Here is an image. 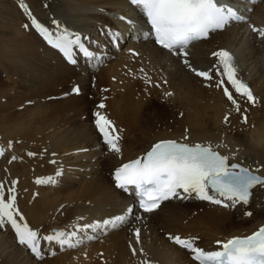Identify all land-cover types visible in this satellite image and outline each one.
<instances>
[{
  "label": "bare ground",
  "instance_id": "obj_1",
  "mask_svg": "<svg viewBox=\"0 0 264 264\" xmlns=\"http://www.w3.org/2000/svg\"><path fill=\"white\" fill-rule=\"evenodd\" d=\"M21 4L27 6L31 15ZM128 15L137 22L135 29L127 20L120 19ZM33 17L54 32L56 28L52 21L56 20L71 32L79 33L86 46L97 52V58L89 62L77 54V64H68L32 26ZM250 18V24L264 29V0L253 6ZM140 21L136 9H130L125 0H0V76L1 68L8 63L11 65L6 73L9 74V85L4 80V89L0 90V103L2 98L8 99L5 105L0 104V135L3 136H0L3 147L0 182L5 185L6 199L7 189L15 188L17 208L24 212L29 223L32 222L29 226L39 232L41 238L55 231L72 232L74 225L95 224L133 209L132 192L116 189L113 173L122 164L144 155L151 145L161 140L211 144L214 150L228 156L229 162L259 169L257 173L264 177V38H259L249 24L237 25L215 32L208 40L187 49L186 59L199 70H207L217 62L212 55L214 52H230L238 78L252 86L257 100L252 106L244 98L236 97L241 109L248 110V123L244 124L241 114L236 112L223 91L216 88L215 80L209 82L197 77L183 63L184 57L163 51L144 39ZM104 29L123 34L120 49L113 47L103 34ZM139 36L138 43L133 41ZM129 49H134L138 55L129 54ZM75 86H79L80 94H72ZM91 95L111 100L107 113L103 109H96L94 113L100 111L111 121L118 119L113 124L116 123L120 136L119 153L100 142L94 117L92 121L87 116L84 122L80 121L89 110L84 98ZM52 96H68L69 99L49 103L47 97ZM133 98L153 100L161 107L158 114L154 112L151 116L148 114V119L142 118L143 126L138 130L134 129L145 110ZM27 101L32 102L31 107L23 105L16 109ZM156 106L152 107L157 109ZM226 115L229 116L228 124L224 123ZM159 127L166 130L161 131ZM185 136L188 137L186 141ZM3 138H13L15 148L10 149ZM42 149H46L45 155L41 154ZM30 152L35 155L29 157ZM41 166L45 171L53 170L51 175L36 177ZM49 178L53 183L46 182L42 186L37 183L36 193L30 192L28 186L33 188L31 183H36V179L48 181ZM66 203L68 208L65 207L61 215L64 213L67 219L60 218L58 223L50 225L57 208ZM245 211H251L253 215L248 217L244 215ZM185 220L191 228L183 233L177 224ZM261 226H264V188L257 186L247 206L224 208L192 197L173 199L149 214L134 212L125 224L115 228L119 229L115 231L117 233L113 232L118 240L113 245H106L108 239L103 242L106 246L96 241L113 230L111 228L89 231L87 235L95 234V239L85 240L76 250L61 251L57 245L49 246L41 239L42 260L18 246L13 229L6 224L0 229V264H52L58 259H51L49 248L61 255L84 253L86 249L91 257L86 259L98 264L97 248L104 251L109 246L111 250L106 251L110 255L102 252L109 255L108 259L115 258H112L113 263H109L112 260L109 259L107 264H142L145 260L149 264H194L188 251L175 246L172 240H166V235L201 239L202 244H197L212 251L219 250L217 240L251 235ZM137 228L144 234L140 243L134 235ZM130 243L137 249L135 256ZM65 262L67 264V260Z\"/></svg>",
  "mask_w": 264,
  "mask_h": 264
},
{
  "label": "snow or ice",
  "instance_id": "obj_2",
  "mask_svg": "<svg viewBox=\"0 0 264 264\" xmlns=\"http://www.w3.org/2000/svg\"><path fill=\"white\" fill-rule=\"evenodd\" d=\"M249 2L254 3L256 0ZM129 3L141 17L140 23L147 26L146 30L140 29L142 37L154 38L156 45L173 55L184 57L183 63L197 77L209 82L215 80L216 88L223 91L236 112L241 114L242 122L247 124L248 110L241 109L240 101L236 97L244 98L252 106L256 105L257 100L250 87L238 78L237 67L230 52L227 50L214 52L212 55L217 62L207 70H199L186 59L187 49L194 42L207 39L210 34L222 31L234 22L248 23L252 31L258 33L259 38H264V29L251 25L246 16L231 6L228 0H129ZM21 7L31 15L26 5L21 4ZM120 19L125 18L120 17ZM127 23L133 29L137 27L136 21L128 20ZM52 24L56 28L55 32L32 18V26L49 45L62 53L69 63L77 64V54L82 55L89 62L97 58V52L86 46L79 33L71 32L56 20H53ZM102 31L113 47H119L122 33L112 29ZM133 54L138 55V53ZM73 92L80 94L79 86H75ZM97 107L104 109L106 105L100 103ZM228 121L229 116L226 115L224 123L228 124ZM94 123L104 144L109 150L119 153L120 136L113 122L107 115L96 111ZM183 139L186 141L188 137L185 136ZM0 155H3V149H0ZM29 155L34 154L29 153ZM258 171L259 169H250L242 163H229V157L214 150L211 144H189L170 139L154 143L144 155L122 164L114 171L113 178L117 188L126 193L131 191L138 198L140 210L144 213H152L160 208L162 202L192 197L224 208L247 206L253 196V189L257 186L264 188V177L256 174ZM47 182L53 183L51 178ZM36 183L43 184L45 181L37 180ZM7 192L9 195L6 199L5 185L0 182V229L6 224L10 225L18 244L26 246L31 254L40 260L44 259L41 239L49 246L57 245L61 251L76 249L82 246L85 240L95 239L87 235L89 231L115 229L125 224L135 211L129 208L124 214L97 221L95 224L74 225L75 230L72 232L55 231L41 238L19 212L16 206L15 188H8ZM244 215L251 217L253 213L245 211ZM134 235L136 242L140 243L139 228L134 230ZM169 239L187 250L194 264H264V226L259 227L251 235L217 240L215 243L219 250L212 251L199 246L196 238L184 239L177 235L169 236ZM129 247L135 256L137 249L131 243ZM49 252L52 256L56 255L51 248ZM140 252L143 254L142 248ZM142 264L149 262L145 260Z\"/></svg>",
  "mask_w": 264,
  "mask_h": 264
},
{
  "label": "rangeland",
  "instance_id": "obj_3",
  "mask_svg": "<svg viewBox=\"0 0 264 264\" xmlns=\"http://www.w3.org/2000/svg\"><path fill=\"white\" fill-rule=\"evenodd\" d=\"M112 47V46H111ZM11 68V65H10V63H8V64H5V67H4V69H2L1 68V71H2V75L0 76V80H1V82L2 83H0V90L2 91L4 88H2L3 86H5V84L6 85H9L8 84V82H10L9 80H7L8 78H9V74H6V73H9L8 71H10L9 69ZM4 72V73H3ZM15 78V77H14ZM6 81V83H5V81ZM14 80H17V79H14ZM4 81V82H3ZM5 83V84H4ZM92 86H94V85H92ZM0 91V92H1ZM90 91H92V87L90 88ZM101 91L103 92V88L101 89ZM102 96H105V94L103 93L102 94ZM53 97V96H52ZM47 97V100H48V102L50 103V102H57V101H61V99H63V101H65V100H67V99H69V97L68 96H59V97ZM61 97V98H60ZM68 97V98H67ZM7 97H4V98H2V100H1V103L3 104V105H5L6 104V102L8 101V99H6ZM52 98V99H51ZM58 99V100H57ZM84 99H86V101L88 102V105H89V110H88V113H87V111L84 113V115L82 116L83 118H81V120L80 121H82V122H84V120H86L85 119V117L87 116V119H88V117H90V121H92V119H93V117H94V111L96 110V109H98V107H97V105H99L100 103H104L105 105H106V107L103 109V111H105L106 113H107V109L109 108V107H111V100H109V99H106V98H104V97H94V96H86ZM134 99V98H133ZM5 100V101H4ZM134 101L135 102H137L138 104H140V105H142L143 106V108H142V110L144 109L145 110V112L143 111L142 113H141V117L139 116V118H138V122H137V126L135 127V129L134 130H136V128H137V130L139 129V127H142L143 126V120H142V118H146V119H148V117H150L154 112H160V109H161V107H160V104H158V102H156V101H153V100H140V99H134ZM152 101V102H151ZM0 103V104H1ZM30 103H32L31 101H27L25 104H21V105H19V106H17L16 107V109L17 108H21L23 105H27L26 107H31V105L32 104H30ZM158 104V105H157ZM149 107L150 105V107L148 108L147 106ZM156 106V108L157 109H155V108H153V107H155ZM153 106V107H152ZM151 107L153 108V109H151ZM147 109H149V110H147ZM157 110V111H155V110ZM98 110H100V109H98ZM152 110H154V111H152ZM149 111H151V112H149ZM157 113V114H158ZM150 116H149V115ZM148 115V116H147ZM142 116H144V117H142ZM146 116V117H145ZM141 119V120H140ZM146 119H144V120H146ZM113 120L115 121V122H117L118 121V119L117 118H113ZM114 121H112V122H114ZM147 121V120H146ZM91 124V123H90ZM114 124H116V123H114ZM6 125V124H5ZM4 128H7L6 126H4V125H2ZM115 127H116V125H115ZM164 129L166 130V128H163V127H159V130H163L164 131ZM170 131H172V130H170ZM123 132H124V134H125V131L123 130ZM0 136H2V135H0ZM3 137V136H2ZM4 139V141H7L8 142V144H9V146H10V149H14L15 148V145H14V139L13 138H3ZM17 143H18V145H21V140H18L17 141ZM2 145V144H1ZM44 150H46V149H42L41 151H43L41 154H43V155H45V151ZM8 153V152H7ZM30 153H33L34 154V152H30ZM40 154V155H41ZM35 155V154H34ZM33 155V156H34ZM28 156L30 157V155H29V153H28ZM32 156V155H31ZM1 162H4L3 160H1ZM45 169V167L44 166H41V169L38 171V173H36V177L38 176V175H45L46 177L48 176V175H51L50 173H52L53 172V170L52 171H45L44 170ZM2 170V169H1ZM1 170H0V172H1ZM59 173V172H58ZM58 173H57V175H58ZM54 174H56V173H54ZM35 177V178H36ZM58 177V176H57ZM58 178H60V177H58ZM36 181H37V179H36ZM45 181V183L44 184H46V182H47V180H44ZM32 184V186H33V188L29 185L28 186V188L29 189H31L30 190V192H32V193H36L35 191V184L37 185V183H31ZM40 186H42L43 184H39ZM48 185H46V187H47ZM29 191V190H28ZM27 191V192H28ZM38 196H42L41 195V193H39V195ZM89 205V203H87V206ZM65 207H67L68 208V203H66V204H63V205H61V206H59L58 208H57V213L55 214V216H54V218H52L51 219V223H50V225H53V224H56V223H58L59 221H60V218H63V217H65L66 218V216H65V214L63 213L62 215H61V212H62V210L65 208ZM19 212L23 215V217L25 218V221L28 219V217H25V215H24V212L22 211V210H20L19 209ZM46 215V214H45ZM60 216V217H59ZM57 217H59L58 219H57ZM50 219V218H49ZM54 219V220H53ZM67 219V218H66ZM52 221H55V222H52ZM28 224H32V222H30L29 223V219L26 221ZM192 222V221H191ZM45 225H49V224H45ZM177 227L179 228V230L181 231V232H186V230H188V228H191V225H190V223L188 222V221H182L181 223H178L177 224ZM44 228H46V227H44ZM117 230H119V229H113V230H111V231H109L108 233H106V234H104L103 236H101L100 237V239H103V240H100L99 238V240L97 239L96 241H98L97 242V244L99 243V241H100V243L103 245V246H106L107 244L108 245H113L117 240H118V237L116 236V235H113V232L114 233H117V232H115V231H117ZM110 233V234H109ZM111 234L114 236L113 237V239H112V236H111ZM106 235V236H105ZM107 235L109 236V238L107 237ZM92 236H95V234L94 235H92ZM142 236V237H141ZM97 237V236H96ZM143 237H144V234H143V231H142V233L140 232V240L141 239H143ZM111 238V240H109ZM117 238V239H116ZM167 238H168V240H169V235H166V240H167ZM106 239H108L106 242H108V243H106L105 242V240ZM197 239V243H199V244H202V242L200 241L201 239H199L198 240V238H196ZM112 240H114V242L112 241ZM96 241H94L93 243L94 244H96ZM103 242H105L106 243V245H104L105 243H103ZM112 242V243H111ZM110 243V244H109ZM93 244V245H94ZM110 248H112L111 246H109ZM109 247H106V249L103 251V249H102V251L103 252H105L106 250H111V249H109ZM100 249V248H99ZM98 248H97V253H96V256H98V255H100V256H98V258H97V260L99 261V262H101L100 264H107V262H109V263H113V259L112 258H115L114 256L113 257H110L109 259H112V260H109L108 259V257H109V251H106L108 254L107 255H105L102 251H101V249H100V251L98 252V250H99ZM86 251V249L84 250V253H81V252H83V251H81V252H78V253H72V254H63L62 253V255H61V253H58V254H56L54 257H56V258H54L53 256H51V259L52 260H55V259H58V260H55L52 264H58L59 263V260H61L60 262L61 263H59V264H64L63 262H65L66 260H67V264H83L84 262L86 263V261H87V263L86 264H89V262H90V264H92L91 262L92 261H88L87 259L88 258H91V257H89V253H87V251ZM80 253V254H79ZM87 253V255H86V257H85V255H83V254H86ZM76 254H77V256H76ZM102 254H104L105 256V258H106V256H107V261H106V259H104L103 258V256H102ZM64 255V256H63ZM70 255H72V256H70ZM79 255V256H78ZM61 256V257H60ZM77 258H76V257ZM87 256H88V258H87ZM102 256V257H101ZM53 257V258H52ZM58 257H60V258H58ZM63 257V258H62ZM82 257H84V258H82ZM101 257V258H100ZM63 259V261H62V259ZM80 258H82L81 260H80ZM87 258V259H86ZM103 258V259H102ZM72 259V260H71ZM74 259H77V260H74ZM49 260H50V258H49ZM84 260V261H83ZM86 260V261H85ZM92 260V259H91ZM109 260V261H108ZM48 261V260H47ZM69 261H70V263H69ZM76 261H79V262H76ZM106 263H105V262ZM58 262V263H57ZM81 262V263H80ZM99 262H98V264H99ZM48 263V262H47ZM84 263V264H85ZM51 264V263H50ZM65 264H66V262H65Z\"/></svg>",
  "mask_w": 264,
  "mask_h": 264
}]
</instances>
